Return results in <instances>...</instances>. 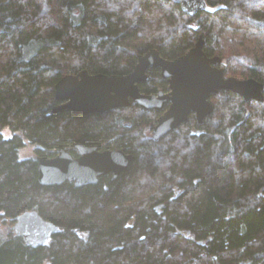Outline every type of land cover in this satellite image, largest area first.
Listing matches in <instances>:
<instances>
[{
	"label": "trees",
	"instance_id": "obj_1",
	"mask_svg": "<svg viewBox=\"0 0 264 264\" xmlns=\"http://www.w3.org/2000/svg\"><path fill=\"white\" fill-rule=\"evenodd\" d=\"M207 3L189 14L175 0H0V264H264V101L220 90L203 123L192 113L159 140L161 112L134 102L52 112L63 76L128 74L140 54L175 59L200 36L226 76L264 83V0ZM149 73L142 92L167 90L159 69ZM75 143L123 148L134 160L95 185L40 184L37 157ZM27 144L36 155L21 159ZM27 211L59 232L27 243L13 230Z\"/></svg>",
	"mask_w": 264,
	"mask_h": 264
},
{
	"label": "water",
	"instance_id": "obj_2",
	"mask_svg": "<svg viewBox=\"0 0 264 264\" xmlns=\"http://www.w3.org/2000/svg\"><path fill=\"white\" fill-rule=\"evenodd\" d=\"M184 12L197 14L207 8V0H175ZM205 37L200 36L185 54L164 58L158 49H150L138 56L134 69L125 75L90 73L83 69L63 76L55 85L58 104L52 112L70 110L75 115L103 114L112 109L128 107L132 102L145 110L161 111L152 130L159 140L189 120L194 113L201 124L213 112L211 96L220 90H229L245 101H264V83L255 78L240 79L226 76L220 56H209L204 50ZM150 67L160 68L169 81V92L143 93L139 84L150 81ZM130 124V123H128ZM72 149L64 146L55 157L38 156V181L45 186L71 182L76 188L97 184L102 176L113 173L118 178L134 160V155L123 148L99 150L96 145L76 143ZM13 230L34 247L48 243L60 228L45 220L36 211H27L16 217ZM191 231L186 232L187 238ZM203 243V240L199 241Z\"/></svg>",
	"mask_w": 264,
	"mask_h": 264
},
{
	"label": "flooded vegetation",
	"instance_id": "obj_3",
	"mask_svg": "<svg viewBox=\"0 0 264 264\" xmlns=\"http://www.w3.org/2000/svg\"><path fill=\"white\" fill-rule=\"evenodd\" d=\"M168 59V58H167ZM138 61V60H137ZM151 68H154V67H150L149 69H148V74L149 75H151L150 73H149V70L151 69ZM134 69V68H133ZM157 69H159V71H160V74H161V69L160 68H157ZM119 75H121V74H119ZM122 75H125V74H122ZM161 77L162 78H164L162 75H161ZM164 79H166L167 81H168V79L167 78H164ZM151 80H152V76H151ZM150 80V81H151ZM146 82H149V81H146ZM142 83H145V82H142ZM141 84V83H140ZM140 84H139V87H140ZM141 90V89H140ZM160 91H164V92H169L170 90H169V81H168V88H167V90H163V89H160V90H158L157 92H155L154 94H157L158 92H160ZM143 93H145V92H143ZM169 105H170V102H168V103H166L165 104V106H164V108L161 110V111H157V110H155V111H157V112H161V115L163 114V112L166 110V109H168V107H169ZM194 114V113H193ZM160 115V116H161ZM159 116V117H160ZM190 117V116H189ZM159 119V118H158ZM158 121V120H157ZM157 123V122H156ZM156 125V124H155ZM181 126V125H180ZM179 126V127H180ZM154 128V127H153ZM153 130V129H152ZM193 131H195L194 129H193ZM168 135V134H167ZM153 137V136H152ZM76 144V143H75ZM74 144V145H75ZM84 144V143H83ZM73 145V146H74ZM87 145H91V144H87ZM73 146H69V147H71V150H70V152L72 153V155L74 156V157H77L78 156V152L77 151H75L74 149H72V147ZM99 150H101V149H99ZM74 153H76V155H74ZM107 175H111V178H113V179H115L114 178V176H113V173H110V174H107ZM106 176V175H105ZM103 177V176H102ZM101 177V178H102ZM100 178V179H101ZM99 182H100V180H99ZM98 182V183H99ZM97 183V184H98ZM95 185V184H94ZM164 208H165V203H161V204H158V205H156V210L158 211V213L159 214H162L163 212H164ZM42 217V216H41ZM129 224L131 225V226H134V224H135V221L134 220H130L129 221ZM188 231V229H182V230H177V233H181V234H184L186 237H187V235H186V232ZM193 233V232H192ZM190 234V236H194L193 234Z\"/></svg>",
	"mask_w": 264,
	"mask_h": 264
},
{
	"label": "rangeland",
	"instance_id": "obj_4",
	"mask_svg": "<svg viewBox=\"0 0 264 264\" xmlns=\"http://www.w3.org/2000/svg\"><path fill=\"white\" fill-rule=\"evenodd\" d=\"M2 133L6 138H9L13 134L9 128H4ZM150 135H151V132H150ZM35 155H36L35 145H32V144H27L25 147L21 148L19 151V157L21 159H28V158L34 157Z\"/></svg>",
	"mask_w": 264,
	"mask_h": 264
}]
</instances>
